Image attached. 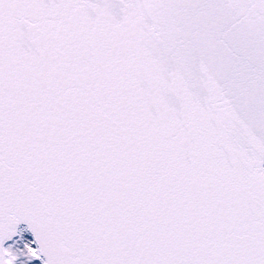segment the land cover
Returning <instances> with one entry per match:
<instances>
[{
    "label": "snow or ice",
    "instance_id": "snow-or-ice-1",
    "mask_svg": "<svg viewBox=\"0 0 264 264\" xmlns=\"http://www.w3.org/2000/svg\"><path fill=\"white\" fill-rule=\"evenodd\" d=\"M21 223L41 264H264V0H0V264Z\"/></svg>",
    "mask_w": 264,
    "mask_h": 264
},
{
    "label": "water",
    "instance_id": "water-1",
    "mask_svg": "<svg viewBox=\"0 0 264 264\" xmlns=\"http://www.w3.org/2000/svg\"><path fill=\"white\" fill-rule=\"evenodd\" d=\"M24 231V232H23ZM17 232H18V235H16V236H14L13 238H12V240H9V241H6L5 243H4V247L5 248H9V247H11V246H14V245H16V244H19V243H21V242H24L25 241V239H22V235H29V237H30V240H31V242H32V240H34L35 239V237H34V235L31 233V231L28 229V227H27V225L25 224V223H21L20 225H18L17 226ZM19 237L21 238V239H19ZM32 237V238H31ZM17 239V240H16ZM33 245V244H32ZM35 247H36V244H35ZM41 262V261H40ZM41 264V263H40Z\"/></svg>",
    "mask_w": 264,
    "mask_h": 264
},
{
    "label": "bare ground",
    "instance_id": "bare-ground-1",
    "mask_svg": "<svg viewBox=\"0 0 264 264\" xmlns=\"http://www.w3.org/2000/svg\"><path fill=\"white\" fill-rule=\"evenodd\" d=\"M22 239H25V241L23 242V243H26V242H31V240H30V237H29V235H22ZM21 247H20V243L19 244H16V245H14V246H11V250L17 255V260H16V262H15V264H22V263H24V264H26V261L24 260V259H20L22 256H21V253H20V251H21ZM37 261V262H36ZM35 262H36V264H40V261L39 260H36Z\"/></svg>",
    "mask_w": 264,
    "mask_h": 264
},
{
    "label": "rangeland",
    "instance_id": "rangeland-1",
    "mask_svg": "<svg viewBox=\"0 0 264 264\" xmlns=\"http://www.w3.org/2000/svg\"><path fill=\"white\" fill-rule=\"evenodd\" d=\"M20 247L22 248L21 251H20L22 257L20 259H24L26 261V264H36V262H37L36 260L29 259L28 255L25 254L26 253V249L24 248V243L23 242L20 243ZM22 264H24V263H22Z\"/></svg>",
    "mask_w": 264,
    "mask_h": 264
}]
</instances>
